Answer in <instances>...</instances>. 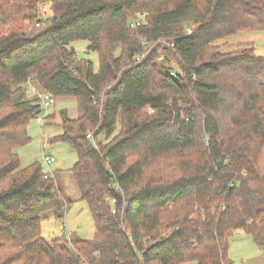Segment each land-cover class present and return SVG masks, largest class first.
Returning <instances> with one entry per match:
<instances>
[{"label":"trees","instance_id":"trees-1","mask_svg":"<svg viewBox=\"0 0 264 264\" xmlns=\"http://www.w3.org/2000/svg\"><path fill=\"white\" fill-rule=\"evenodd\" d=\"M248 31L264 0H0V264H233L238 230L264 252V55L219 45ZM29 80L82 110L51 142L78 156L93 240L44 238L71 199L16 152L43 109Z\"/></svg>","mask_w":264,"mask_h":264},{"label":"rangeland","instance_id":"rangeland-1","mask_svg":"<svg viewBox=\"0 0 264 264\" xmlns=\"http://www.w3.org/2000/svg\"><path fill=\"white\" fill-rule=\"evenodd\" d=\"M40 13L44 19L52 15L49 2L42 5ZM245 42L253 43L256 51L264 55V31L240 32L233 35L219 42L220 50L222 52H234L242 48L240 46ZM88 44V41L80 40L73 42L72 46L76 49L79 58L92 60L96 70H98V53L88 50ZM155 45L152 47H156ZM27 86L26 88L31 95V85ZM42 107L39 118L32 120L28 126L31 142L16 148V152L21 158L22 166L40 162L44 171L56 170L59 188L71 199L63 218H58L49 213L46 214L48 218L44 220L42 227L44 238L52 240L63 236L66 233L64 223L67 221L71 230V234L69 232L71 237L77 235L78 237H86L85 239L92 240L96 232L94 220L87 203L80 200V189L70 172L77 162L78 156L69 144L51 142L53 137L63 134V111L67 110L71 118H78L82 115V110L75 98H59L50 108L46 109L43 105ZM44 154L53 156L55 162L48 166L43 159ZM230 257L233 264H264V252L256 245L252 236L244 230L236 231L230 238ZM186 264L198 263L192 261Z\"/></svg>","mask_w":264,"mask_h":264},{"label":"built area","instance_id":"built-area-1","mask_svg":"<svg viewBox=\"0 0 264 264\" xmlns=\"http://www.w3.org/2000/svg\"><path fill=\"white\" fill-rule=\"evenodd\" d=\"M141 24V20H138V21H136V22H133L132 23V26L133 27H136V26H139ZM190 31V29H188V32ZM144 45H145V47H148L149 45H148V43H144ZM146 55H147V52L145 51V52H143L141 55H139L138 57H137V59L138 60H142L144 57H146ZM174 73V72H173ZM175 74V73H174ZM28 83L31 85V95L32 96H37V97H39L40 99H41V103H42V105L46 108V109H48V108H50L51 106H53L55 103H56V97L52 94V93H48V92H40L36 87H34L32 84H31V81L29 80L28 81ZM150 111H151V109H149ZM87 137L88 138H92L93 137V134L92 133H89L88 135H87ZM43 159H44V161H45V163L48 165V166H50L51 164H53L54 162H55V158L53 157V156H51V155H48V154H44V157H43ZM45 178H55V171H52V170H50V171H48V172H46L45 171ZM114 187H115V189L116 190H118V191H120L121 189H120V187H119V185L117 184V183H114ZM111 202H112V204H114L115 205V203H116V199H111ZM113 212L114 213H116L117 212V209L116 208H114L113 209ZM64 227H65V223H64ZM66 228V227H65ZM166 234V233H165ZM164 234V235H165ZM69 236V235H68ZM70 237V236H69Z\"/></svg>","mask_w":264,"mask_h":264},{"label":"crops","instance_id":"crops-1","mask_svg":"<svg viewBox=\"0 0 264 264\" xmlns=\"http://www.w3.org/2000/svg\"><path fill=\"white\" fill-rule=\"evenodd\" d=\"M55 176H56V170H55ZM81 200V199H80ZM66 211H67V209H66ZM65 229H67V231H68V233L70 232V234H71V230L69 229V226H68V223H67V221H65ZM63 228V227H62ZM64 230V229H63ZM70 234H68L69 236H70ZM77 236V235H76ZM86 237H84L83 239H85ZM96 238V232H95V237H94V239ZM89 240V239H88ZM93 240V239H92Z\"/></svg>","mask_w":264,"mask_h":264}]
</instances>
